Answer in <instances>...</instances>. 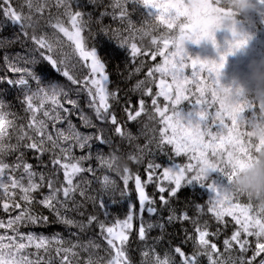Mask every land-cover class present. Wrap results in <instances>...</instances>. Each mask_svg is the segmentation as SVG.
I'll return each instance as SVG.
<instances>
[{"label":"snow or ice","instance_id":"6c2138e0","mask_svg":"<svg viewBox=\"0 0 264 264\" xmlns=\"http://www.w3.org/2000/svg\"><path fill=\"white\" fill-rule=\"evenodd\" d=\"M90 2L95 3L96 0ZM215 2L219 4L220 0ZM260 2L264 4V0ZM212 3L213 0H112L110 7L113 11L101 13V17L111 15L114 21H119L120 27L112 30L113 38L120 48L126 49L132 62L138 61L135 73L147 68L145 78L137 81L132 89L141 94L138 107L132 106L130 99L125 101L123 111L127 122H138L142 115H146L149 121L159 124L158 129H149L152 135L148 143L143 148L137 146V154H129L127 159L142 163L144 150L152 154L150 145L154 143L173 161L172 166L162 167L150 160L145 169L146 180L129 167L123 168L118 174L124 185L122 190L110 176L102 177L101 191L110 197L112 203L117 202V191L121 198L129 195L130 181L134 182V191L138 194V209L136 205L129 204L123 219L109 221L107 202L103 197L98 203L105 209L106 219L99 220L96 215L88 217V225L97 223L107 244L104 249L108 255L106 264H132L130 237L137 217L140 220L138 239L147 241L153 225L145 224L144 214L155 215L159 211L157 200L146 191L149 184H154L158 190L160 206L167 207L192 181L207 186L214 194L206 200V210L211 213L216 228L212 230L208 221L200 223L198 217L193 218L187 212L179 216L173 212L168 217L169 222L190 221L194 226V232L187 236L193 243L192 253H186L180 246L173 250L180 258L179 264H202V257L207 258L208 264H264V208L254 210L251 202L228 188L235 169H243L246 161L252 158L253 147L256 152L264 147V140L254 146L251 140L245 139L246 127L264 119V101L258 103V111L257 102L244 98L242 94H238L236 102L226 104L220 92L228 89H222L219 80L226 54L221 55L217 63L192 58L184 49L185 40L198 44L202 39H211L215 44L214 36L208 31L212 22ZM140 5L154 11H149L137 23L131 17ZM54 6L57 15L53 17L49 13L47 20L48 27L54 30L51 36L47 32L37 35L36 26L52 7V0H24L19 9L12 5L11 0H3L0 9L7 20L19 25L23 35L32 41L33 53H38L66 77L75 86L77 95L86 94L87 107L94 113L96 121L114 126L116 135L133 140L132 133L115 113V103L120 99L119 89L110 90L106 62L98 54L96 46H89L85 35L86 31L93 35L91 13L82 10L79 0H54ZM24 7H27V13ZM62 17L67 18V24ZM28 29H32L31 34ZM109 30L108 27L99 29L105 35ZM57 32L70 42L71 53L63 51V41L56 36ZM163 33L178 34L179 40L173 45L170 39L162 38ZM233 35H236L235 31ZM245 43V39L234 41L229 52ZM158 57L159 62L146 63V60L155 62ZM24 62L34 66L39 60L32 55ZM8 68L19 75L17 78L0 77V84L7 83L22 89L18 99L28 119L26 124H17L18 117L10 110L11 105L0 99V214L7 216V219L0 218V230H3L0 232V264H102L104 258L96 253L101 245L91 240L87 244L73 243L58 234L48 237L21 229L50 223L49 216L36 211L38 205L61 223L76 225L77 222L65 213L70 210V205L72 208L80 207L76 201L77 193L86 197L77 177L86 172L95 175V169L85 168L84 162L93 159L94 142L110 145L111 139L104 137L102 130L86 134L78 129L72 121L76 114L85 127L96 128L97 125L64 86L46 82L31 68L18 67L10 60ZM30 81H35L34 88ZM145 98H150L151 111ZM185 103L192 106V111L187 114L181 107ZM144 127L148 128V125ZM14 137L16 142L12 143ZM166 146H171L174 155L165 151ZM75 148L87 154L77 156ZM26 151L33 153L39 169L27 162ZM209 154H221L228 165L218 170L224 184L208 182L209 177L200 174L201 165ZM10 155H14V160L6 159ZM45 155H50L47 163L43 160ZM106 157L97 150L95 159L102 167L112 170V161ZM179 157L186 162H175L174 158ZM158 170H161L159 174ZM60 172L62 180L58 175ZM45 188L47 193L43 191ZM87 198L96 200V197ZM195 207L199 215L204 214L203 203H196ZM229 226L232 227L231 235L225 236L221 249L217 241ZM79 227L83 229L85 225L81 223ZM234 251L239 253L235 257L232 255ZM81 252L88 253L86 259L81 260ZM142 255V264H177L171 252L165 251L161 255L153 246L146 247Z\"/></svg>","mask_w":264,"mask_h":264},{"label":"trees","instance_id":"16d2710c","mask_svg":"<svg viewBox=\"0 0 264 264\" xmlns=\"http://www.w3.org/2000/svg\"><path fill=\"white\" fill-rule=\"evenodd\" d=\"M3 3V0H0V4ZM11 3L17 9L24 3V0H11ZM112 0H96L95 3L90 2V0H79V4L82 7V10L91 13L92 15V33L89 35L86 31L85 35L88 36L89 46H96L98 54L106 62V72L109 75V88L110 90L118 91L119 102L115 103V113L118 119L122 124H126L127 130L132 133L134 137L133 140L129 141L127 138H121L116 135L114 132V126L108 123H102L96 121L94 113L87 107V96L85 93H80L77 95L75 91V86L67 80L66 77H63L58 73L54 68H52L46 61L39 57L38 53H33L32 49L34 45L32 41L23 35L19 25L14 24L12 21H8L7 18L3 15L2 9H0V77L4 78H17L19 74L12 73L8 68V61L10 60L18 67H29L37 75H40L42 79L46 82L56 83L64 86L65 90L70 93L71 98L78 99L81 108L84 112L89 115L93 122L97 125L96 128L85 127L80 120L79 114L72 116V121L77 125L78 129L81 132L86 134H96L102 130L104 137L111 139V144L101 145L98 142L93 143V159L84 162V167H92L95 169V175L92 173H83L80 177H77V182L80 183L81 187L86 192V197H81L79 193L76 194V201L80 205L78 208H72L70 205V210L65 214L70 218L76 221V225H65L56 219L47 209H44L42 206H37L36 211L42 212L44 215L50 217V223L33 225L30 228H22L24 232H34L37 235L44 236H54L59 235L63 237L65 241H71L73 243L79 242L81 244H87L88 241H93L101 245L100 249L96 250V253L99 257H103L104 261L102 264H106L108 259L107 253L104 251L107 248V244L103 239V236L100 234V229L97 223L88 225L87 220L90 215H96L99 220H105L104 212L105 209L99 207V198L107 202V211L109 212V221L114 222L115 219H123L128 211V205L134 204L138 209V194L134 191V182L130 181L129 189L130 193L127 197L121 198L119 196V191L115 195L116 203H112L109 196H106L101 191L102 177L104 175L110 176V178L116 181L119 186V190H122L124 185L120 178V175L108 170L105 167H102L98 160L95 159V154L97 150L102 151L105 156L110 155L112 152H115L117 155H120L127 159L129 154H137V146L143 148L145 144L148 143L149 137L152 133L149 131L152 127L159 128V124L155 121H149L146 115H142L139 118L138 122H127L126 114L123 111L125 101H131L132 106L138 107V100L141 96L140 92L132 91L134 85L139 80L145 78V73L147 68H144L140 73H135V68L138 66L137 62H132L128 52L124 48L118 46V42L114 37L112 30H115L120 27L119 21H114L111 15H104L101 17V13H111L113 9L110 7ZM131 8V5H129ZM27 7H24V12L27 13ZM63 9H60L62 12ZM49 13L54 17L57 15V9L54 6V0H52V7L45 12L43 18L39 20V24L36 26V34L40 35L44 32H47L49 36L53 34V29L48 27L47 20L49 18ZM148 15L147 9L142 5L137 6L136 11L132 13V19L134 22L139 23L142 17ZM67 24V18L62 17ZM257 26H261L257 23ZM102 27H108L109 33L105 35L100 32L99 29ZM29 34H31L32 29H28ZM126 34V33H125ZM56 36H59L63 41L62 48L64 52L71 53L72 49L70 42L63 37L62 34L56 33ZM147 43V41H145ZM32 55H35L39 60V63L33 65L25 64V59L30 58ZM5 57L8 59L6 60ZM262 57H264V50L262 52ZM160 58H157V61L153 62L146 60V63L152 64L159 62ZM33 88L35 87V81H30ZM155 90V86L153 85ZM22 95V89L7 83L0 84V99L4 100L6 103L11 105L10 110L17 114V124H26L28 119V114L25 113L24 108L21 104L20 97ZM147 100V106L149 111H151V101L150 98H145ZM162 101V98H160ZM184 111L188 110L191 105L185 103L181 106ZM257 111H258V102H257ZM148 125V128H145V125ZM143 133V134H142ZM15 137L12 140V143H15ZM152 149V154L148 153V150H144V159L140 164L134 163L128 160L129 168L133 173H139L142 179L147 178V173L145 171L147 163L150 160L161 164L162 167H167L173 164V161L169 159L168 155L164 152H160L155 144L150 145ZM165 151L169 155H174L171 153V146H166ZM75 155H86V151H82L79 148L74 149ZM25 158L27 162L32 163L37 168H40V165L31 151H26ZM8 161L14 160V155L6 157ZM177 163H184L186 160L183 157L174 158ZM45 163L50 160V155H45L43 157ZM50 167V165H49ZM161 170L157 171L159 174ZM60 179H63V174L60 172ZM215 180L212 175L209 176V181ZM90 182V183H89ZM207 183V182H206ZM47 193L48 189L43 190ZM146 191L153 195L157 200V207L159 209L158 213L155 215L144 214L145 224H152L153 228L148 232L147 241L142 242L138 239V227L140 220L137 217L134 220V229L132 236L130 237L131 243L129 248V256L132 261V264H142L144 257L142 255L143 251L148 246L155 247L156 251L161 255L165 252H171L175 258L177 264H179V256L174 253V248L180 246L183 250L191 254L193 251V243L191 240L187 239L189 234L194 232V226L190 221H180L173 220L172 222L168 221V217L174 212L176 216L181 215L183 212H187L189 216L193 218H199L200 223L208 221L211 225V229L215 230L216 223L212 219L211 213H207L206 205L207 201L210 198L209 188L207 186H201L200 183L192 181L190 184H186L181 191L178 193L177 197L173 198L170 201V204L167 207H161L159 203V193L154 184H149L146 188ZM167 195V194H165ZM87 196L96 197V200L88 199ZM39 198V196H38ZM196 203H203L205 205V212L203 215H199L196 211ZM0 218L7 219L6 215L0 214ZM230 219V218H229ZM83 223L85 227L81 229L79 224ZM163 225V228L160 225ZM3 230H0L2 232ZM232 227L229 226L226 231L222 233L217 241L218 246L223 249L222 241L225 236H230ZM34 251V250H33ZM238 252H233V257L237 256ZM87 252H81L80 258L84 260L87 258ZM251 255V252L248 253ZM259 259V258H258ZM202 264H208L207 258H201Z\"/></svg>","mask_w":264,"mask_h":264},{"label":"clouds","instance_id":"9594fccd","mask_svg":"<svg viewBox=\"0 0 264 264\" xmlns=\"http://www.w3.org/2000/svg\"><path fill=\"white\" fill-rule=\"evenodd\" d=\"M259 4H261L260 0H220L219 4L213 0L210 13L212 22L208 27V31L215 37L218 30L230 28L237 23L239 18H247L251 13L257 11ZM162 38L170 39L175 45L179 40V35L163 33ZM202 40L212 41L211 39ZM216 62H220V57ZM225 64L226 59L224 67ZM224 67L220 70L219 80ZM220 85L222 89H228L226 92L223 90L220 92L221 98L226 104L230 105L236 102L239 98L238 94H242L244 98L258 103L264 101V57L251 59L247 64V70L242 75L233 77L228 84L220 82ZM246 133L245 139L251 140L254 146L258 145L260 141L264 140V119L249 124L246 127ZM251 157L250 160L246 161V166L243 169H235V175L232 176L228 188L230 192L238 194L251 202L254 210H258L264 208V147H261L259 152H256L255 147H253ZM106 159L112 161V171L117 174L123 168L129 167L128 159L120 155H108ZM224 167H228V165L221 154H209L205 163L201 165L200 174L209 177L211 173L218 172L220 168Z\"/></svg>","mask_w":264,"mask_h":264},{"label":"rangeland","instance_id":"374dc122","mask_svg":"<svg viewBox=\"0 0 264 264\" xmlns=\"http://www.w3.org/2000/svg\"><path fill=\"white\" fill-rule=\"evenodd\" d=\"M154 11L147 9V12ZM259 23L261 26H257ZM235 31L236 35H233ZM215 44L209 40H202L199 44L191 41L185 42V49L192 58L216 61L221 55L226 54V64L220 77V82L228 84L233 77L242 75L247 70L248 62L253 58L262 57L264 50V4H259L247 18H239L237 23L230 28H222L215 33ZM245 39L243 47L229 52L236 40ZM192 111V106L184 111L185 114ZM172 166V165H170ZM168 167V165H167ZM217 184H224L225 180L220 173H211ZM211 181V182H212ZM210 197L214 194L209 189Z\"/></svg>","mask_w":264,"mask_h":264}]
</instances>
